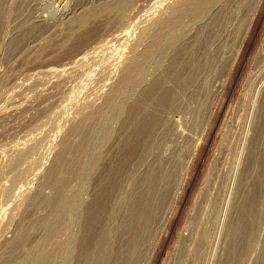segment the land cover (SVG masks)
I'll return each instance as SVG.
<instances>
[{
  "label": "rangeland",
  "instance_id": "1",
  "mask_svg": "<svg viewBox=\"0 0 264 264\" xmlns=\"http://www.w3.org/2000/svg\"><path fill=\"white\" fill-rule=\"evenodd\" d=\"M189 1L0 0V264H115L158 159L124 264H264V0Z\"/></svg>",
  "mask_w": 264,
  "mask_h": 264
},
{
  "label": "bare ground",
  "instance_id": "2",
  "mask_svg": "<svg viewBox=\"0 0 264 264\" xmlns=\"http://www.w3.org/2000/svg\"><path fill=\"white\" fill-rule=\"evenodd\" d=\"M191 4H189L190 6L192 5V7H194L195 11H197L198 13H201V11H203V9L208 6V2H210V0H190L189 1ZM193 9V8H192ZM179 12V10H177V13ZM180 12H182L180 10ZM179 12V13H180ZM197 14V13H196ZM180 15V14H179ZM0 16L2 19V14L0 12ZM4 16V15H3ZM176 18V16H175ZM174 18V19H175ZM172 20V19H171ZM2 21V20H1ZM80 28V27H79ZM57 29V28H56ZM144 54V53H143ZM149 54V53H148ZM81 57V56H80ZM194 57V56H193ZM31 60V59H30ZM141 60V59H140ZM128 69L126 70L127 72H131L127 78L132 76V72L134 71V66L133 65H129L127 67ZM50 70V69H47ZM126 72V73H127ZM124 81V79H123ZM110 99V98H109ZM111 100V99H110ZM108 102V101H107ZM113 102V101H112ZM109 103V102H108ZM105 106V105H104ZM102 107V106H101ZM108 107V106H107ZM99 110V109H98ZM104 110V109H103ZM102 111V110H101ZM103 112V111H102ZM88 116V115H87ZM91 116V115H90ZM94 116V115H93ZM86 118V117H85ZM99 118V117H98ZM90 119V118H89ZM94 119V118H93ZM83 121V120H82ZM96 122V121H95ZM78 123V122H77ZM82 123V122H81ZM85 124V123H84ZM92 124V123H91ZM78 128L80 127V123L77 124ZM85 126V125H83ZM87 127V126H86ZM85 127V128H86ZM76 128V127H75ZM84 128V127H83ZM84 128V129H85ZM89 128V127H88ZM74 130V129H73ZM76 131V130H75ZM79 131V130H78ZM85 131V130H84ZM86 135V134H85ZM89 137V136H88ZM94 137V136H93ZM86 138V137H85ZM89 139V138H88ZM87 140V139H85ZM87 142V141H86ZM69 145V144H68ZM72 145V144H71ZM86 147V146H84ZM62 152V151H61ZM26 153V151H25ZM58 153V152H57ZM92 153V152H91ZM62 154V153H61ZM60 154V155H61ZM82 154V153H81ZM24 156V155H23ZM77 156V155H76ZM26 156H24L23 158H25ZM61 157V156H60ZM66 157V156H64ZM20 158V159H23ZM162 158V157H161ZM58 159V158H57ZM65 159V158H64ZM177 159V158H176ZM159 160V159H158ZM154 163V165L151 166V171L147 174H145L146 176H144L145 178H143V181H141L139 183V186L135 187L136 189L130 194V196H128V198H125V203L123 204V212H125V216L123 218V221L121 222L120 226H119V230H117L119 232V242L117 245V249H116V258H115V264H124L127 263V260H129L132 257V254H134V250L136 249L137 244H139L138 242L141 243L140 239H142L145 235L146 232L149 231L150 227H151V221L153 219V215L154 213V209L156 206H158L157 204L162 201V193H164V189L165 187L167 188V185H171L170 180V168L168 167L167 164L164 163V159L160 160ZM173 160V159H172ZM61 161V158H60ZM63 161V160H62ZM171 161V160H170ZM67 162V161H66ZM172 162V161H171ZM65 163V162H64ZM170 163V162H169ZM59 164V161H58ZM97 164V163H96ZM99 164V163H98ZM175 164V163H174ZM167 165V167L165 168V166ZM173 165V164H172ZM55 166V164H54ZM62 166V165H61ZM57 167V166H56ZM108 167V166H107ZM62 168V167H61ZM65 169V168H64ZM93 169V168H92ZM149 170V169H148ZM52 171V170H51ZM58 171V169H57ZM112 171V170H111ZM53 172V171H52ZM61 172H63L61 170ZM89 172V171H88ZM101 172V171H100ZM147 172V171H145ZM50 174V173H49ZM56 174V173H54ZM64 174V173H63ZM51 175V174H50ZM49 175V176H50ZM53 175V174H52ZM59 175V174H58ZM141 176V177H142ZM263 176V174H262ZM53 177V176H52ZM264 177V176H263ZM51 178V177H50ZM182 178H184L182 176ZM63 179V178H62ZM258 179V178H257ZM262 177H260V181L261 182ZM55 180V179H54ZM57 180V179H56ZM263 180V179H262ZM257 181V182H258ZM180 182V180H179ZM55 183V182H54ZM58 183V182H57ZM61 183V182H60ZM138 185V184H137ZM62 186V185H61ZM64 186V185H63ZM60 187V186H59ZM176 190L173 194V198L177 199L180 195L181 192V188H182V180L180 184H177ZM134 188V187H132ZM174 188V187H173ZM132 190V189H131ZM62 191V190H61ZM171 191V190H170ZM126 192V191H125ZM114 193V192H113ZM126 193H124L125 195ZM35 196V195H34ZM123 196V195H122ZM46 197V196H45ZM44 197V198H45ZM47 198V197H46ZM51 198V197H50ZM172 198V196H171ZM54 199V198H53ZM48 200V199H47ZM43 201V200H42ZM50 202V201H49ZM119 202V201H118ZM46 203V202H45ZM163 203V202H162ZM38 207V206H37ZM241 207V206H240ZM250 207V206H249ZM245 208V206H244ZM106 209V208H105ZM251 209V208H250ZM253 209V208H252ZM244 211V210H243ZM252 211V210H251ZM249 213H245L243 212V214L240 216L242 217L241 221L238 223H236L235 225V229H237V231H243L242 227L243 224L245 225L247 222H249L247 225H249L247 227V229H245L243 232H245L248 235V239L249 236L251 238V230H252V216L254 214H252L250 212V210L248 211ZM109 213V212H108ZM111 214V213H110ZM123 215V214H122ZM122 218V216H121ZM160 220V219H159ZM242 221H244V223H242ZM104 222V221H103ZM115 222V221H114ZM242 223V224H241ZM114 225V224H113ZM251 225V228H250ZM103 226V225H101ZM256 226V225H255ZM100 227V226H99ZM21 228V227H20ZM118 229V228H117ZM111 230V229H110ZM113 230V228H112ZM236 231V230H235ZM21 232L22 235L25 234L24 229L21 228ZM20 232V234H21ZM111 233V232H110ZM19 234V233H18ZM116 234V233H115ZM27 236V235H25ZM115 236V235H114ZM21 237V236H18ZM142 237V238H141ZM112 237H110L109 239H111ZM6 240V239H5ZM15 240V239H14ZM17 240V239H16ZM112 240V239H111ZM252 240V239H251ZM19 241V239H18ZM115 241V240H114ZM8 242H10L8 240ZM13 243V242H12ZM12 243H7L6 245L10 244L9 247L14 245H12ZM15 244L17 243L14 242ZM19 243V242H18ZM111 243V242H109ZM100 245V244H99ZM108 245V244H107ZM15 246V245H14ZM59 247V246H58ZM241 247V246H240ZM11 248H6V251H8L7 249H11ZM152 248V247H151ZM59 249V248H58ZM94 249V248H93ZM106 249V248H105ZM113 249V248H112ZM95 251V250H94ZM112 251V250H111ZM137 251V250H135ZM139 251V250H138ZM137 251V252H138ZM153 251V250H152ZM9 252V251H8ZM11 252V251H10ZM15 252V251H14ZM97 252V251H96ZM106 253V252H105ZM139 253V252H138ZM2 254V253H1ZM5 254V253H4ZM13 254V253H12ZM113 254V253H112ZM3 255V254H2ZM96 255V254H95ZM99 255V254H98ZM91 256V255H90ZM106 256V255H105ZM4 257V255H3ZM89 257V256H88ZM86 259V258H85ZM89 259V258H88ZM92 259V258H91ZM132 259V258H131ZM236 259V258H235ZM90 260V259H89ZM110 260V258H109ZM134 260V259H133ZM231 260V259H230ZM97 261V260H96ZM229 263V262H228ZM2 264V263H1ZM4 264V263H3ZM61 264V263H60ZM130 264V263H129Z\"/></svg>",
  "mask_w": 264,
  "mask_h": 264
}]
</instances>
